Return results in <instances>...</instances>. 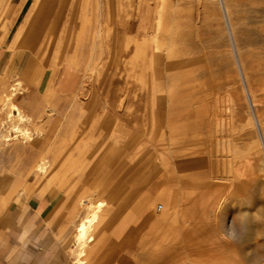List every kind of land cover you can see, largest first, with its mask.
Returning <instances> with one entry per match:
<instances>
[{"label": "rangeland", "instance_id": "rangeland-1", "mask_svg": "<svg viewBox=\"0 0 264 264\" xmlns=\"http://www.w3.org/2000/svg\"><path fill=\"white\" fill-rule=\"evenodd\" d=\"M23 1H29L27 13L33 0ZM49 2L40 8L32 2L26 25L34 29L19 48L23 51L40 43L38 51L25 73L11 76L7 91L0 95V146L7 136L22 140L28 135L29 141L40 144L37 160L45 157L46 172L34 169L36 160L26 183L24 176H16L12 169L16 157L8 153V157L0 156V177L5 179L0 189L13 195L15 188L24 185L29 194H46L50 189L64 194V166L50 164L51 146L60 143L68 120L63 115L74 112L69 114L74 98L88 105L97 99L98 124L114 119L110 131L100 127L99 140L119 134L122 155L112 165L106 159V165L92 167L79 149L73 152L71 193L83 191L74 199L69 227L56 231L58 257L65 264H264V0ZM145 18L149 26L163 19V27L170 28L167 50L165 45L155 49L154 42H149L154 63L130 47L145 36L136 35V27ZM89 22L93 30L80 34ZM131 23L135 29L127 32ZM0 24L14 36L22 20ZM175 30L178 35L184 30L187 37L170 38ZM172 58L175 67H166ZM141 59L146 65L152 62L147 72ZM66 62L82 65L78 72L85 86L76 97L62 101L54 84ZM13 104L27 117L10 120ZM44 108L55 109L52 117L46 116ZM90 120L74 121L72 132L86 133ZM75 134L70 137L78 142L80 134ZM92 168L102 180L88 190V182L82 179ZM15 176L18 181L13 180ZM34 176L40 180L33 187ZM183 195L197 208L200 221L197 217L195 223L183 219L165 224V215L179 217L175 211ZM148 196L153 202L144 207L142 201ZM11 198L9 208L15 203ZM97 201L101 208H96ZM92 211L97 216L87 232L86 248L78 256L77 225ZM241 213L247 223L243 241L226 240L224 229L234 219L239 223ZM131 221L136 228L124 229Z\"/></svg>", "mask_w": 264, "mask_h": 264}, {"label": "crops", "instance_id": "crops-1", "mask_svg": "<svg viewBox=\"0 0 264 264\" xmlns=\"http://www.w3.org/2000/svg\"><path fill=\"white\" fill-rule=\"evenodd\" d=\"M28 2L23 0L0 1V22L6 21L16 24L22 20V24L16 29L14 36H11V31H9L10 33H8V30L5 31L2 24H0V95L7 89L11 76L25 73L30 65L33 54L38 51L37 46L40 43H37L33 48L26 47L23 51L19 48L20 45L26 44L24 42L25 35L22 33L26 26L27 16L31 10L33 1L26 13ZM74 35L72 34L71 37ZM15 45L18 46L16 47ZM80 67L71 62H66L61 75L56 78L54 85L62 101H69L76 97L75 94L79 91V87L83 81L81 74L78 72ZM67 69H69L70 73H67ZM12 71L15 72L13 73ZM74 100L75 102L69 114L74 112L67 116L68 120L66 121L64 131H62L60 143L54 147L51 146L52 152L50 153V164L52 166H64L62 181L65 183V193L50 189L46 194L42 191L37 194H29V190L25 191L23 189L24 185L23 187L20 185L18 188H15L13 195H10L8 189H0V264H65L58 257L59 252L55 241L57 239L56 231L59 229L65 230L69 227V214L73 208L74 199L79 197L83 191L76 190V193H71L73 192V180L70 175L71 170L69 165H74V161L71 160L74 155L73 152L79 149L82 155L88 159V163H92V167L98 164L102 166L106 165V159L107 164L112 165L114 159L118 160L121 158L122 146L120 145L119 134L116 137L113 135L108 140L104 139L102 141L99 140L98 135L100 127L110 131V126L114 125V119L98 124V118L101 116V107L98 100H89L90 105L87 104L88 101L76 103L77 100L75 98ZM117 116L120 121V115ZM84 118L92 119L90 120V130L86 133L72 132L74 121L77 122ZM59 133H61V130ZM72 134H80L78 142H74L73 136L70 137ZM8 153L11 154L10 156L16 157L12 167L16 171V176L22 175L25 182L30 183L31 175L26 178V174L40 155V144L34 147H18L16 151L10 150L8 147L0 150V156L2 157H8ZM4 169L8 171V167ZM16 176L13 178L14 181L19 180V177L16 178ZM38 178L34 176L33 187L35 183L38 186V180H40ZM3 180L5 181V179L0 177V181ZM101 180L99 172L95 174L93 168L88 170L87 179H82V181L88 182V190L94 188ZM7 181L9 180L7 179ZM9 197H12V201H15L11 208H9ZM162 208L163 206L160 210ZM62 214L65 216L63 215L64 217L62 216L60 219ZM118 223L112 227L114 231L118 229ZM132 228H136V222L130 223L125 229Z\"/></svg>", "mask_w": 264, "mask_h": 264}, {"label": "bare ground", "instance_id": "bare-ground-1", "mask_svg": "<svg viewBox=\"0 0 264 264\" xmlns=\"http://www.w3.org/2000/svg\"><path fill=\"white\" fill-rule=\"evenodd\" d=\"M33 1H35V5H37V6H39V8L41 7V5H45V4H47L49 1H51V0H33ZM48 1V2H47ZM61 1H73V0H61ZM165 2V1H164ZM51 2H49V4H50ZM52 5L53 4H55V3H51ZM134 4V3H133ZM160 4V3H159ZM163 4H165V3H163ZM48 5V4H47ZM62 5H63V3H62ZM68 5V4H67ZM178 5V4H177ZM54 6V5H53ZM52 6V7H53ZM66 6V5H65ZM159 6V5H158ZM161 6V5H160ZM163 6V5H162ZM174 6V5H173ZM50 8H51V6H49ZM55 7V6H54ZM159 8V7H158ZM162 8V7H161ZM226 8V11H227V7H225ZM53 9V11H55V9L54 8H52ZM73 9V8H72ZM124 9V8H123ZM154 9V8H153ZM35 10V9H34ZM69 10V9H68ZM67 10V11H68ZM225 10V9H224ZM65 11V10H64ZM153 12V11H152ZM162 12V11H161ZM66 13V12H65ZM64 13V14H65ZM57 14V13H56ZM63 14V13H62ZM63 14V15H64ZM225 14H227V13H225ZM175 15V14H174ZM144 16V15H143ZM228 16V15H227ZM47 17V16H46ZM66 17V16H65ZM149 17V16H148ZM175 17H176V15H175ZM143 18V17H142ZM151 18H152V16H151ZM158 18V17H157ZM209 18V17H208ZM153 19V18H152ZM74 20V19H73ZM72 20V21H73ZM151 20V19H150ZM167 20V19H166ZM61 21V20H60ZM144 22L143 23H141V25L139 24H137L138 25V28L136 27V35H140V34H143V35H145V36H143L142 38V40L141 41H139L138 42V40H136L135 42H134V44L133 45H131L130 47H132V49L137 53V52H139V51H142L144 54V58H146V60L148 59V58H150V60L154 63V59H152V53L150 54V52H151V49H152V46H150L149 45V42H154V45H155V49L156 48H160L161 46H159V45H165V49L164 50H167V46H166V44H165V41H166V38H167V36H169L168 35V31L170 30V28H169V30H168V28L167 27H163V24H166V22L163 20V19H161V21H157L158 22V25L156 26H154V25H152L153 24V22H152V24H150V25H152V26H149L148 25V21H147V19L145 18L144 20H143ZM152 21V20H151ZM154 21H155V19H154ZM228 21H229V18H228ZM133 22V21H132ZM140 22V21H139ZM156 22V21H155ZM156 22V23H157ZM56 23V22H55ZM66 23V22H65ZM155 24V23H154ZM161 24V25H160ZM56 25V24H55ZM47 26H48V24H47ZM134 25H133V23H131L130 25H129V27H128V29H127V32H132L135 28L133 27ZM161 26V27H160ZM228 26H230V28H231V24H230V21H229V25ZM87 27V28H86ZM86 27H83V29H82V32L80 33V34H84L85 32H86V30L88 31V30H93V26H91L90 25V22L87 24V26ZM80 28V27H79ZM25 29V30H24ZM24 29H23V35H25V38L26 37H28L29 35H30V33H31V31L30 30H33L34 29V27H31V25L30 24H28V25H26L25 27H24ZM58 29V28H57ZM174 29H176L175 28V26H174V28H173V30ZM195 29V28H194ZM47 30V29H46ZM141 30V31H140ZM177 30H178V28H177ZM177 30H175L176 32H174V33H170L171 34V37L170 38H180V39H184L185 37H187V35H186V32H184V30L182 31V33H181V30H180V32H179V35L177 34L178 32H177ZM37 31V30H36ZM49 31V30H48ZM71 31V30H70ZM80 31H81V29H80ZM142 31H143V33H142ZM179 31V30H178ZM30 32V33H29ZM79 33V32H78ZM177 34L178 36H180V37H177V35L175 36L174 34ZM92 34H93V32H92ZM108 34V33H107ZM149 35V39L147 38V36ZM173 35V36H172ZM108 36V35H107ZM27 40V39H26ZM32 40V39H31ZM30 40V41H31ZM133 41V40H132ZM133 43V42H132ZM187 43V42H186ZM30 44H28L27 46H29ZM184 45V44H183ZM197 45V44H196ZM16 46V45H15ZM18 46V45H17ZM16 46V47H17ZM15 47V48H16ZM29 47H31V46H29ZM164 47V46H163ZM173 48H175V47H173ZM12 49V48H11ZM19 49V48H18ZM161 49V48H160ZM163 49V48H162ZM176 49V48H175ZM175 49H171V53H173L174 52V50ZM25 50V49H24ZM131 50V49H130ZM154 51V50H153ZM160 52V51H159ZM167 52V56L169 55L168 53L170 52L169 50L168 51H166ZM187 52V51H186ZM129 53V52H128ZM185 54V53H184ZM136 55H138V54H136ZM155 56H157V54H156V52H155ZM155 56H154V58H155ZM165 56V55H164ZM185 56V55H184ZM135 57H137V56H135ZM169 57V56H168ZM165 58V57H164ZM167 58V57H166ZM182 58H183V60H185L184 59V57L182 56ZM91 59V58H90ZM133 59H135V58H133ZM142 60V59H141ZM182 60V59H181ZM96 61V60H95ZM134 61V60H133ZM133 61H131V62H133ZM143 61V60H142ZM139 62L140 64H145L146 62L145 61H143V62ZM87 62V61H86ZM145 62V63H144ZM152 62L151 63H149L148 65H146L145 64V67H143L144 69L143 70H145L146 72H147V70H149V68L151 67V65H152ZM175 62H176V60H174L173 58H172V60H170L169 61V63L166 65V67H170V68H174L173 67V65L175 64ZM182 62V61H181ZM136 63H138L137 62V60H135V65H136ZM240 63V62H239ZM128 65V64H127ZM134 65V66H135ZM10 66V65H9ZM240 67V66H239ZM133 69H134V67H133ZM132 69V70H133ZM136 70V69H135ZM140 70H141V68H140ZM139 70V71H140ZM168 70V69H167ZM131 71V70H130ZM169 71V70H168ZM13 72V71H12ZM15 72V71H14ZM13 72V73H14ZM67 73H70L69 72V69H67ZM144 73V72H143ZM103 74V73H102ZM134 74H136V73H134ZM243 74V73H242ZM144 75V74H143ZM146 75H147V73H146ZM169 76V75H168ZM107 77V76H106ZM121 77V76H120ZM245 78V77H244ZM125 79V78H124ZM135 79V78H134ZM138 79V78H137ZM100 80V79H99ZM99 80H98V82H99ZM102 81V80H101ZM122 81V80H121ZM120 81V82H121ZM126 81V80H125ZM173 81V80H172ZM127 82V81H126ZM174 82H175V80H174ZM20 83V82H19ZM129 83V82H128ZM136 83V82H135ZM142 83V82H141ZM145 83H147V82H145ZM173 84V83H172ZM83 86H85V85H81L80 87H79V89L80 90H82V88H83ZM134 86V85H133ZM142 86H144V84L142 85ZM135 87V86H134ZM86 88V87H85ZM137 88V87H136ZM97 89V88H96ZM147 89V88H146ZM4 90V89H3ZM14 90V89H13ZM133 90V89H132ZM141 90H143V88L141 89ZM149 90V89H148ZM7 91V90H6ZM99 91V90H98ZM122 91V90H121ZM135 91V90H134ZM9 92V91H8ZM2 93H4V92H2ZM127 93V92H126ZM117 94V93H116ZM134 94V93H133ZM136 94V93H135ZM14 95H15V92H14ZM249 95L251 96V94H250V91H249ZM6 96V95H5ZM13 96V95H12ZM11 96V97H12ZM2 97V96H1ZM87 97V96H86ZM133 97V96H132ZM83 98V97H82ZM79 100H81L80 99V96H79V98H78ZM10 100H11V98H10ZM9 100V101H10ZM122 100V99H121ZM124 100V99H123ZM0 101H1V99H0ZM8 101V100H7ZM93 101V100H92ZM122 102V101H121ZM253 102V101H252ZM2 103H3V101H2ZM119 104V103H118ZM125 104V103H124ZM82 105V104H81ZM122 105V104H121ZM121 105H119L120 107H121ZM253 105H254V103H253ZM2 107V106H1ZM39 107V106H38ZM89 107V106H88ZM41 109V108H40ZM81 109V108H80ZM10 110V109H9ZM44 110H45V112H47V115L46 116H48V118H50V117H52V114H53V112H55V109L53 108V109H46V108H44ZM43 110V111H44ZM49 111V112H48ZM10 112V111H9ZM38 112V111H37ZM85 112V111H84ZM25 117H27V116H25V114H23V112L21 111V109H20V107L18 106V105H16V104H13L12 105V111L10 112V114H9V118H10V120H14L15 118H20V119H24ZM33 117V116H32ZM56 117V116H55ZM63 117L66 119L67 118V115H63ZM58 118V117H57ZM64 120V119H63ZM257 120H258V123H259V119H258V117H257ZM256 120V121H257ZM54 121L56 122V120L54 119ZM53 121V122H54ZM253 121V120H252ZM254 128V127H253ZM16 129V128H15ZM14 130V129H13ZM15 131V130H14ZM17 131V130H16ZM15 131V132H16ZM19 131V130H18ZM14 134V133H13ZM18 134V133H17ZM23 134V133H22ZM19 135V134H18ZM24 135V134H23ZM11 136V135H10ZM17 135H13V136H11V137H6L5 139H4V141H6V143H5V145H2V146H0V150L1 149H6L7 147L10 149V150H17V148L18 147H22V146H31V147H34V146H36L39 142H37L36 144H35V142L33 141H29V140H31V138L28 140V135L26 136V138H25V136H23L22 138H24V139H22V140H19V139H21V137H16ZM19 136H21V134L19 135ZM64 139V138H63ZM40 140V139H39ZM7 141H10V143L9 142H7ZM4 143H2V144H4ZM44 156H41L40 158H39V160H37V162H36V164L34 165V169H40V172L41 173H45L46 172V167H47V164H45V162H44ZM173 158V157H172ZM174 161V160H173ZM176 161V160H175ZM177 168V167H176ZM38 171V170H37ZM39 172V171H38ZM180 175V174H179ZM176 176V175H175ZM184 179V178H183ZM27 181V180H26ZM183 190V189H182ZM183 192V191H182ZM182 197H184V195L183 196H181V199H180V205L178 206L179 207V210H177V201H176V204H173V206L175 207V209L177 210V211H175V213H180V215H179V217H177L178 215L177 214H174V216H173V214L171 215V214H167L168 212L166 211V214L167 215H165V217L163 218L164 220V223L166 224L167 222H172L173 220H175L176 222H180V221H182L183 219H185L186 221H191V223H195V221H196V219H197V217H198V221H200V217L198 216V211H197V208L195 207V208H193V207H191V205H189V199H187L186 198V200H184V198L182 199ZM143 198V197H142ZM141 199V198H140ZM142 200V199H141ZM140 200V201H141ZM168 200H169V202L170 203H172V199H170V198H168ZM182 200V201H181ZM153 202V200L151 199V197H145L144 199H143V201H142V204L144 205V207H149V203H152ZM104 203V202H103ZM138 203V202H137ZM136 203V204H137ZM141 204V203H140ZM152 205V204H151ZM150 205V206H151ZM101 205H100V203H99V201H97L96 202V208H101L100 207ZM138 206V205H137ZM163 206V205H162ZM168 207L170 206L169 204L167 205ZM107 209V208H106ZM135 209H136V207H135ZM140 209V208H139ZM145 209V208H144ZM144 209H142L143 211H144ZM148 209V208H147ZM146 209V210H147ZM137 211H138V209H137ZM93 212V211H92ZM99 212V211H98ZM97 214V211H94L93 213H87V214H85L82 218H81V220H80V222H79V224L77 225V232H76V235H75V240H77L78 242H79V244H78V248H79V250L76 252L77 254L76 255H78V256H81L83 253V251H84V248H86L85 247V244H86V235H87V232H88V230L90 229V226H91V224H92V221L94 222V218L97 216L96 215ZM197 214V215H196ZM154 216V215H153ZM105 217V216H104ZM133 218V217H132ZM153 218V217H152ZM131 219V218H130ZM154 219V218H153ZM153 219H151L152 221H153ZM156 220V219H155ZM123 221V220H122ZM125 221V220H124ZM123 221V222H124ZM146 221V220H145ZM144 221V224L145 223H147V222H145ZM150 221V220H149ZM148 221V222H149ZM162 221V220H161ZM122 222V223H123ZM153 222H155V224H156V221H153ZM159 222V221H158ZM176 222H174V223H176ZM96 223V222H95ZM131 223H133V221H131ZM94 224V223H93ZM124 224V223H123ZM126 224V223H125ZM154 223H151V225H152V227L155 225H153ZM161 225V224H160ZM163 225V224H162ZM121 226V225H120ZM123 226V225H122ZM127 225H125V227H126ZM157 226H159V224H157ZM125 227L123 226V228L125 229ZM147 227V226H146ZM155 227V226H154ZM153 227V228H154ZM120 228V227H119ZM156 228V227H155ZM123 229V230H124ZM122 231V230H121ZM150 232V231H149ZM154 232V230H152L151 231V233H153ZM119 233V232H118ZM147 235H149L148 233H147ZM153 235H154V233H153ZM150 236V235H149ZM150 237H152V235L150 236ZM90 239H91V237H89L88 238V240L90 241ZM147 239H148V237H147ZM94 251V250H93ZM86 255V254H85ZM78 263V262H77Z\"/></svg>", "mask_w": 264, "mask_h": 264}, {"label": "clouds", "instance_id": "clouds-1", "mask_svg": "<svg viewBox=\"0 0 264 264\" xmlns=\"http://www.w3.org/2000/svg\"><path fill=\"white\" fill-rule=\"evenodd\" d=\"M239 215L241 217L239 223L234 219L231 225L227 229H224L225 239L235 243L242 242L247 231V223L244 219L245 214L241 213Z\"/></svg>", "mask_w": 264, "mask_h": 264}, {"label": "built area", "instance_id": "built-area-1", "mask_svg": "<svg viewBox=\"0 0 264 264\" xmlns=\"http://www.w3.org/2000/svg\"><path fill=\"white\" fill-rule=\"evenodd\" d=\"M161 207H162V206L160 205V206L158 207V209L160 210V209H161Z\"/></svg>", "mask_w": 264, "mask_h": 264}]
</instances>
